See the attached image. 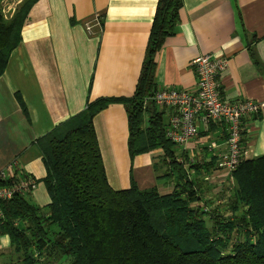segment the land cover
I'll list each match as a JSON object with an SVG mask.
<instances>
[{
  "label": "crops",
  "instance_id": "0c3cea01",
  "mask_svg": "<svg viewBox=\"0 0 264 264\" xmlns=\"http://www.w3.org/2000/svg\"><path fill=\"white\" fill-rule=\"evenodd\" d=\"M6 1L16 7L14 15L25 0ZM156 3L36 0L29 9L18 45L0 76V171L14 161L19 173L36 181L29 195L34 206L45 208L50 202L42 182L45 168L37 141L97 99L133 95ZM181 3L177 31L154 58L157 88L193 92L191 61L210 55L227 60L219 79L221 99L264 102V0ZM94 14L101 17L100 27L92 26L88 32L86 24ZM152 109L162 113L167 126L172 110L155 104L150 112ZM92 125L112 190L128 189L132 178L139 189L140 183L148 180L160 195L172 192L174 177H164L168 171L162 166L161 150L130 159L122 104L108 105L93 117ZM198 125L197 136L177 145V153L183 152L189 164L200 166L201 183L207 184L200 183V196L207 188L216 194L227 179L225 171L217 168L219 155L225 152V130L222 124ZM243 125L244 159L264 156V113L258 119L255 115L245 118ZM183 159L176 157L177 161ZM193 174L191 170L189 175ZM206 195L195 205H203ZM9 252L8 237L0 235V264H9Z\"/></svg>",
  "mask_w": 264,
  "mask_h": 264
},
{
  "label": "trees",
  "instance_id": "16d2710c",
  "mask_svg": "<svg viewBox=\"0 0 264 264\" xmlns=\"http://www.w3.org/2000/svg\"><path fill=\"white\" fill-rule=\"evenodd\" d=\"M35 2L23 1L9 20L0 10V76ZM181 6V0H157L130 98L97 99L37 141L50 202L39 208L30 203V194L0 201V235L9 239V264H264V156L242 159L232 172L226 204L231 215L225 217L219 207L195 205L201 202L200 166L189 164L165 137L162 113L150 112L157 90L154 58L175 35ZM110 104L124 106L131 160L161 150L164 177L175 181L171 193L141 190L132 178L126 190L110 188L92 125ZM178 155L184 159L177 161ZM19 172L0 179V186L27 176Z\"/></svg>",
  "mask_w": 264,
  "mask_h": 264
},
{
  "label": "built area",
  "instance_id": "2783aa9c",
  "mask_svg": "<svg viewBox=\"0 0 264 264\" xmlns=\"http://www.w3.org/2000/svg\"><path fill=\"white\" fill-rule=\"evenodd\" d=\"M3 18L12 17L16 7L2 0ZM101 17L94 14L86 24L89 32L92 26L100 27ZM227 60L224 57L201 55L191 61L195 76V90L188 92L175 88H157L150 98L158 107L172 110V115L165 128V137L180 146L198 134V122L222 124L224 126L225 152L219 155L217 168L225 171L227 179L239 162L245 157V150L241 146L243 120L256 114L264 113V102L238 100L228 102L219 95V79L226 69ZM18 171L16 162H11L0 171V179L13 177ZM36 181L29 176L20 178L10 186H0V201L8 200L15 194L28 195L36 188Z\"/></svg>",
  "mask_w": 264,
  "mask_h": 264
},
{
  "label": "rangeland",
  "instance_id": "374dc122",
  "mask_svg": "<svg viewBox=\"0 0 264 264\" xmlns=\"http://www.w3.org/2000/svg\"><path fill=\"white\" fill-rule=\"evenodd\" d=\"M162 166L164 167V164H162ZM165 168V167H164ZM167 170H165L166 172ZM205 181H202V186L206 187L205 185ZM223 189L221 192L218 193H210L212 190L207 191L209 188H207L206 191L203 192V194H201V196H203L204 194H209L206 195V199H204V197L202 198V203L203 205H207L211 206V209H214L216 207H219L220 211L222 212L223 216L228 217L230 214L229 209L226 207L227 202L229 201L230 195H231V188H232V181L230 179H226V181L223 183ZM150 183L148 182V180H144L143 182L140 183V188L141 189H149ZM207 203V204H206ZM225 207V208H224ZM210 209V208H209ZM226 209V210H225ZM208 224H210V222H208ZM68 260L67 262H63L62 264H68Z\"/></svg>",
  "mask_w": 264,
  "mask_h": 264
}]
</instances>
